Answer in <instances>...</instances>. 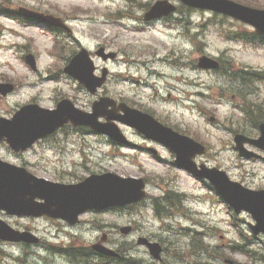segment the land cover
<instances>
[{
	"label": "rangeland",
	"instance_id": "rangeland-1",
	"mask_svg": "<svg viewBox=\"0 0 264 264\" xmlns=\"http://www.w3.org/2000/svg\"><path fill=\"white\" fill-rule=\"evenodd\" d=\"M154 1L0 0V12L3 14L0 16V84L11 83L15 86L11 95L0 97V117L9 118L18 107L30 103L53 109L61 99H68L76 108L90 112L95 98L61 70L71 54L81 47L91 52L95 65L101 67L93 52L102 46L116 52L119 61L109 65L111 82L102 88L100 95L111 93L132 106H142L177 132L204 144L207 154L197 158V163L219 168L231 180L248 188L264 187V165L239 159L233 151L232 141L235 131L252 137L257 132L254 128L256 119L264 121V48L245 47L241 43L228 41L224 28H244L239 23L226 24L219 18L211 20L213 14L207 12L196 11L187 14L184 19L180 18L182 21L178 23L184 25V33L183 29H176L178 15L173 17L172 29L164 28L160 23L146 26L141 22L136 23L134 18L144 10L143 4ZM234 1L264 6V0ZM18 7L60 18L66 21L70 33L54 34L38 24L20 23L12 16ZM76 17L86 18V21H71ZM194 34L197 36L192 38ZM54 39L58 40L57 46L61 50L60 54L50 56L48 52L55 46ZM27 54L35 57V72L23 61ZM204 55L229 61L233 72L247 70L260 74L249 78L246 76L248 79L244 84L250 85L239 89L238 82L229 80L231 73L226 63L219 74L195 68L197 59ZM164 57L176 64L183 61L184 70L175 64L173 68L165 66L163 70L159 61ZM158 73L159 77L156 75ZM165 73L166 78H162ZM240 109H245L249 114H242ZM211 118L213 122H210ZM120 129L130 141V146H110L105 138L93 135L88 130L69 127L57 132L55 139L37 144L21 158L5 144H0V158L15 165L24 164L32 174L51 181L73 182L98 169L122 177H147L152 181L149 200L144 206L105 216L87 215L85 218L90 221L103 220L105 228L103 230L101 224L92 227L83 220L84 224L77 233L80 241L93 243L103 234H108L111 245L122 242L133 244L134 236L123 237L119 234V228L135 225L141 236L152 235L164 241L165 260H172L169 256L172 252L184 255L182 261L173 260L170 264H223L224 259L249 264L245 257L229 250L239 243V232L248 235L249 217L243 215L238 219L240 221L233 220L228 208L207 187L172 165L173 157L166 149L145 142L133 130ZM148 148L156 149L157 154L152 155ZM86 162L88 170L80 167ZM165 190L184 194L187 200H192L193 204L187 206L191 213L178 211L175 213L177 217L169 222L155 218L152 200L164 194ZM0 219L15 229L30 231L36 236L44 235L43 232L47 230L53 232L52 228L48 229V223L41 221H21L4 215ZM167 227L172 229L174 235L167 233ZM180 229L203 233L210 247L207 253L191 255L188 252L187 255L190 237L182 236ZM85 230L88 231L83 232ZM259 239L264 245V238ZM51 243L56 245L53 239ZM0 249V264H13V260L5 256L11 253L19 256L17 264H43L35 257L25 256L30 251L22 246H2ZM31 251L38 253L39 249L31 248ZM134 252L138 253L135 257L149 262L150 258L143 248H136ZM176 258L182 259L181 256Z\"/></svg>",
	"mask_w": 264,
	"mask_h": 264
},
{
	"label": "water",
	"instance_id": "water-1",
	"mask_svg": "<svg viewBox=\"0 0 264 264\" xmlns=\"http://www.w3.org/2000/svg\"><path fill=\"white\" fill-rule=\"evenodd\" d=\"M189 7L207 9L217 13L231 16L235 19L252 25L256 33L264 36V11L252 10L227 0H180ZM174 11V8L167 6L165 2L157 3L146 14L145 19L151 20ZM27 16L38 17L26 12ZM53 25H60L58 20L52 18L42 19ZM100 50L97 55H101ZM113 58V55L105 56ZM32 58L28 59L30 65ZM200 68H216L217 64L207 58L199 60ZM93 66L88 54L82 50L73 58L71 64L65 69L69 75L77 78L85 85L89 92L94 93L104 81L105 72L101 79L95 78ZM11 87L1 86L0 92L6 94ZM113 107L108 99H101L93 105V114L86 115L75 111L69 102H61L57 110L44 111L36 106L22 108L12 121L0 119V141L5 138L12 149L19 151L28 148L34 141L54 132L57 128L70 121L73 125L90 126L99 133H105L118 142H123L117 128L112 121H121L135 127L147 138H152L168 146L176 154L175 164L183 169L196 174L201 178H207L222 195L224 201L229 204L236 213L241 210L248 211L256 221L252 227L255 234L264 233V191L250 192L241 188L238 184L228 181L224 173L215 169L207 170L201 166L197 171L192 159L196 155L204 153V148L192 140L181 137L158 126L152 118L139 114L133 110L119 106L118 110L125 113L122 117L114 112H106L107 107ZM106 117L107 124H99L98 117ZM261 137L257 141L248 140L241 135L234 139L236 150L241 157L250 158L252 154L243 148L244 143H249L264 150V125H260ZM144 183L142 180L122 179L113 174L102 176H91L84 182L75 186H60L33 178L24 169L15 168L0 162V209L9 214L25 216H41L43 214L53 217L74 218L78 213L90 209H101L105 207L123 206L137 202L144 198L142 192ZM42 199L45 204H35V199ZM122 232L127 233L128 230ZM5 231L0 232V238ZM14 240V236H10ZM146 244L151 253L157 256L160 249L157 244L150 245L145 240L140 241ZM103 253V252H101ZM106 255L111 253L104 252Z\"/></svg>",
	"mask_w": 264,
	"mask_h": 264
},
{
	"label": "flooded vegetation",
	"instance_id": "flooded-vegetation-1",
	"mask_svg": "<svg viewBox=\"0 0 264 264\" xmlns=\"http://www.w3.org/2000/svg\"><path fill=\"white\" fill-rule=\"evenodd\" d=\"M57 223H60V222H57ZM62 225H64L63 223H60ZM74 248H64V247H59L57 249H52L50 250L52 253H54V255H57L59 259H61L64 264H72L70 261H69V258L68 256L69 255H73V252H74ZM89 257H87L86 255H84L85 257L87 258H82L81 259V264H91L93 263V254L91 252H89Z\"/></svg>",
	"mask_w": 264,
	"mask_h": 264
}]
</instances>
